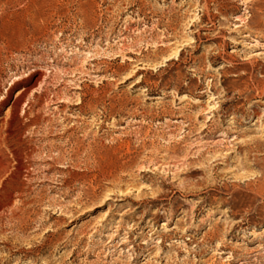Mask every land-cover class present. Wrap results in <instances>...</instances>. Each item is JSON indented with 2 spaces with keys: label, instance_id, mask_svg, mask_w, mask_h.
<instances>
[{
  "label": "rangeland",
  "instance_id": "obj_1",
  "mask_svg": "<svg viewBox=\"0 0 264 264\" xmlns=\"http://www.w3.org/2000/svg\"><path fill=\"white\" fill-rule=\"evenodd\" d=\"M0 128V264H264V0H0Z\"/></svg>",
  "mask_w": 264,
  "mask_h": 264
},
{
  "label": "bare ground",
  "instance_id": "obj_2",
  "mask_svg": "<svg viewBox=\"0 0 264 264\" xmlns=\"http://www.w3.org/2000/svg\"><path fill=\"white\" fill-rule=\"evenodd\" d=\"M7 135L3 134L0 128V181L9 173L10 170H13L14 163L12 157L15 155L14 152H9L13 155H8L7 149L10 147L8 146V142H6ZM17 162V161H16ZM175 167V166H174ZM7 176V175H6ZM172 260V259H171Z\"/></svg>",
  "mask_w": 264,
  "mask_h": 264
}]
</instances>
